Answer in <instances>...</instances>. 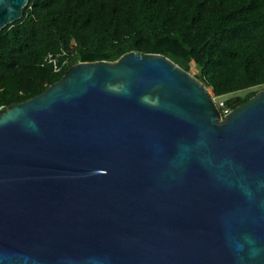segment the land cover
Masks as SVG:
<instances>
[{
	"label": "water",
	"instance_id": "95a60500",
	"mask_svg": "<svg viewBox=\"0 0 264 264\" xmlns=\"http://www.w3.org/2000/svg\"><path fill=\"white\" fill-rule=\"evenodd\" d=\"M0 264H264V88L223 115L134 50L0 108Z\"/></svg>",
	"mask_w": 264,
	"mask_h": 264
},
{
	"label": "trees",
	"instance_id": "16d2710c",
	"mask_svg": "<svg viewBox=\"0 0 264 264\" xmlns=\"http://www.w3.org/2000/svg\"><path fill=\"white\" fill-rule=\"evenodd\" d=\"M160 53L232 110L264 86V0H29L0 31V107L30 99L80 61Z\"/></svg>",
	"mask_w": 264,
	"mask_h": 264
},
{
	"label": "rangeland",
	"instance_id": "374dc122",
	"mask_svg": "<svg viewBox=\"0 0 264 264\" xmlns=\"http://www.w3.org/2000/svg\"><path fill=\"white\" fill-rule=\"evenodd\" d=\"M197 72V69L195 67L192 68V73H195ZM264 86H260V87H256L254 89H263ZM210 90V89H209ZM214 100L216 101L217 104L221 103V102H224L226 99H230V98H236L238 96H243L245 93H246V90H242V91H237V92H234V93H231V94H228V95H225V96H216L212 90H210Z\"/></svg>",
	"mask_w": 264,
	"mask_h": 264
},
{
	"label": "built area",
	"instance_id": "2783aa9c",
	"mask_svg": "<svg viewBox=\"0 0 264 264\" xmlns=\"http://www.w3.org/2000/svg\"><path fill=\"white\" fill-rule=\"evenodd\" d=\"M218 106L219 107H225L223 102L219 103ZM0 108H3V107H0ZM229 111H230L229 109L224 108L222 114L224 115V114L228 113Z\"/></svg>",
	"mask_w": 264,
	"mask_h": 264
}]
</instances>
